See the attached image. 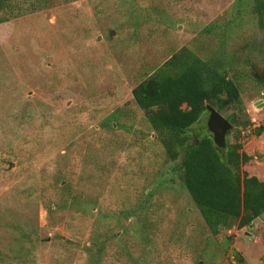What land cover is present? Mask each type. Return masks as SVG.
I'll return each mask as SVG.
<instances>
[{"label":"rangeland","instance_id":"374dc122","mask_svg":"<svg viewBox=\"0 0 264 264\" xmlns=\"http://www.w3.org/2000/svg\"><path fill=\"white\" fill-rule=\"evenodd\" d=\"M254 3L11 0L0 23V264H264V213L243 228L207 220L183 151L175 143L173 158L165 143L176 133L156 130L133 95L189 49L236 82L241 111L222 114L241 123L225 147L241 142L252 156L242 176L264 180ZM209 114L190 140L211 132Z\"/></svg>","mask_w":264,"mask_h":264},{"label":"trees","instance_id":"16d2710c","mask_svg":"<svg viewBox=\"0 0 264 264\" xmlns=\"http://www.w3.org/2000/svg\"><path fill=\"white\" fill-rule=\"evenodd\" d=\"M254 2L253 10L264 29V0ZM13 16L11 0H0V23ZM133 95L138 105L149 111L156 130L176 133L165 143L171 151L175 143L183 151L180 167L184 184L207 220L225 228L233 224L243 228L264 213V180L247 172L242 176L239 171L240 165L252 158L240 151L241 142L220 148L211 132L202 135L197 131V138L189 139L202 114L208 112L207 105L221 113L231 106L241 111V94L233 79L182 48L135 86ZM226 118L232 124L241 123L237 113ZM263 132V125L254 129L257 136ZM171 156L176 158L178 152L172 151Z\"/></svg>","mask_w":264,"mask_h":264},{"label":"water","instance_id":"95a60500","mask_svg":"<svg viewBox=\"0 0 264 264\" xmlns=\"http://www.w3.org/2000/svg\"><path fill=\"white\" fill-rule=\"evenodd\" d=\"M114 31L111 32L113 35ZM209 118L207 121L208 129L213 134V138L217 146H226V137L228 132L233 128V124L221 112L211 105H207Z\"/></svg>","mask_w":264,"mask_h":264}]
</instances>
